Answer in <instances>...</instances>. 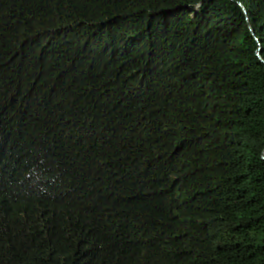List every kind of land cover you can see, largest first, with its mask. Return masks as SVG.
Instances as JSON below:
<instances>
[{
    "label": "trees",
    "instance_id": "obj_1",
    "mask_svg": "<svg viewBox=\"0 0 264 264\" xmlns=\"http://www.w3.org/2000/svg\"><path fill=\"white\" fill-rule=\"evenodd\" d=\"M0 264H264V0H0Z\"/></svg>",
    "mask_w": 264,
    "mask_h": 264
}]
</instances>
